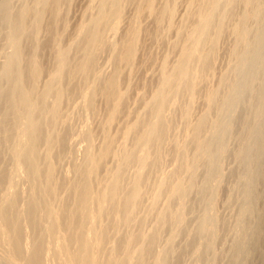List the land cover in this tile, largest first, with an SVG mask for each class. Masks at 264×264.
<instances>
[{
    "label": "rangeland",
    "instance_id": "374dc122",
    "mask_svg": "<svg viewBox=\"0 0 264 264\" xmlns=\"http://www.w3.org/2000/svg\"><path fill=\"white\" fill-rule=\"evenodd\" d=\"M33 1L35 2V0H0V99L2 100L0 101L2 107L6 106L5 97L10 86L6 77L8 70L16 71L15 68H17V72H19L22 67V70L27 69L34 65L36 57L39 55L43 60L40 59L39 62L45 64L42 66V72L43 70L45 72H41L38 79L36 78L34 91L36 90L37 96L42 94L43 88L64 66L62 63L65 62L63 53L69 50L70 60H74L75 56L79 57L75 49V46L80 43V38L76 36L79 27L88 26L92 22L99 4L103 2V0H95L91 6H88V0H68L70 3L67 0H62L59 7H56L59 17L56 15L57 18L53 21L54 24L56 23L57 29L60 30V33H57L59 35L56 36L58 38H55L54 49L57 51L55 52L53 49L52 53L38 54L37 38L33 40L36 43L33 46L36 48H32L33 42L29 45L30 41L26 39L25 35L18 34L16 37L13 36L14 32L12 31L20 10L23 11L29 4H34ZM117 1L114 9V16L117 13V17L115 16L117 21L113 16L115 24L112 22V26H108L102 33V38L106 43H119L129 26V21L134 16V4L127 0H119L118 3ZM246 1L235 0L233 2L231 0L233 3L230 5L226 0H217L215 9L204 10L206 15L213 19L208 28L209 35L216 34L218 36L217 29L214 30L217 33H214L213 28L216 26L218 28V25L223 24L220 36L211 45L210 43L216 36L213 38L210 36L211 42V39L205 38L198 29L193 34V38L186 42L192 26L196 27L198 24L196 18H187L191 9V14L198 9L199 4H193L192 0H168V4H171L169 7L173 11L175 10V14L173 13L171 19L170 17H168L169 19L165 18L157 31L158 36L156 35L154 40L147 33L154 34L156 31L153 19L144 18L142 21L141 26L145 27V31L140 35L134 69L132 72L126 68L122 69V87H125L129 81L131 89L130 97L125 104L129 120L125 115L123 120L120 119L119 123L111 126V131L116 133L119 130V133L132 125L134 121L132 120L130 123V118L133 117L134 112L138 117L141 115L138 112L146 113L148 110H155L158 105L157 100L161 96L159 95L160 87L163 88V91L165 89L163 78L166 75H173L174 72L176 75L175 69L177 70L179 67L178 64L182 63L184 69L181 65L183 71L179 76L176 75L180 80L177 81L175 76L176 80L175 82L173 80L174 84H171L167 101L165 100L160 105L161 107L157 106L158 114H153V116L157 115L160 121L163 120L160 127L165 132H163L164 142L162 141L160 144V155L159 158H156L158 160L152 161V164L155 161L156 164H153L152 170L150 169L147 172L148 175L146 174L148 179L143 184L138 210L134 214L135 218L133 216L130 224L123 226L124 228L122 227L119 234L112 238L113 243L117 238L119 239V236L120 239L125 237L123 239L127 241L122 242L123 245L126 243L125 246H122V240L117 241L120 242L122 252L120 251L121 255H117L118 257L114 259L115 264H121V261L122 264L125 262L126 264H135L141 244V248L149 246L145 253L147 256L143 258L145 262L142 261V264H156L155 259H158L160 264H264V0ZM158 2L160 5L157 3V8L163 6L164 1L161 3L158 0ZM117 4H120V7ZM2 5L4 6L3 10L1 9ZM89 7L90 10L87 9ZM116 8H120V10ZM121 15L124 16L125 21L121 19ZM28 19H30L28 23L33 22L31 15L29 18L27 17ZM171 20L173 23L170 22ZM82 22L85 23L82 24ZM117 22H120L119 25ZM122 22L123 24H121ZM220 22L222 23L220 24ZM169 23L173 25V30L165 29H168ZM113 24L118 25L119 28L117 26L114 28ZM234 26L238 28L237 33L233 31ZM30 29L35 31L36 37L42 38L43 35H40L42 30H38L39 33H37L36 28L33 29L31 26ZM175 30L177 32H174ZM181 39H183L182 42H180ZM42 40L44 39L42 38ZM16 42L19 44L17 45ZM189 43H192L191 46ZM29 46L33 51L32 56H35L31 59V62L34 60L33 64L31 62L23 64L16 59L18 65L16 67V60L13 58L16 50ZM110 48L106 46L102 51L97 52L99 54L95 60L94 75L96 73L102 79L112 75V72L114 73L118 67V62L113 55V48ZM13 51L15 52L13 53ZM203 54L204 57L207 54V58H201ZM184 55L186 60L182 58ZM37 59L39 60L38 57ZM182 59L185 60L184 64ZM202 59L205 63L202 62ZM39 62L38 64H40ZM11 63L13 64L11 65ZM4 70L6 72H3ZM165 71L168 72L166 75ZM180 75L183 76L182 80ZM90 78L86 82L80 77L75 79L73 84L75 83L77 86L76 91L62 102L64 124L67 126L64 124L60 126L65 146L61 151L62 157L57 169L60 177L67 178L66 184L71 182L73 177L75 178L73 173L75 167L81 165L82 169H89L84 166L85 154L87 156L89 153L95 152L98 148L96 145H100L99 142L101 143L103 137L101 130L105 119L104 102L101 98H96L94 110L86 108L85 105L89 101L88 87L90 88L95 79L94 76H90ZM124 81L125 83H123ZM185 88L190 89L186 90ZM2 94H4V98H2ZM50 95L47 100L51 104L54 95ZM156 95V105L153 108L151 103H154ZM25 112H23L24 115ZM136 116L134 115L135 118ZM141 116L143 117V115ZM126 120L129 121V125ZM22 124L13 127L14 129L7 134L4 144L0 146V168L3 166L1 168L2 171L4 169L2 177L4 174L3 178H5L3 187L2 185L0 187L2 188L0 194L3 195V198L2 196L0 198H9L4 193L11 197L15 195L17 199L21 198L19 200L20 209L25 208V198L29 195L28 191L31 192V186L32 188L34 186V183H30L24 169H21L20 164L16 163L18 151L21 153L19 155H23L29 148V145L20 136L26 129L25 123ZM18 131L20 134H17ZM89 133L94 135L93 150L89 148L91 144L88 138ZM118 143L116 147L119 145ZM113 165L111 161L104 166L103 179L108 177L110 171L112 172ZM129 169L131 167L125 170V179L130 178L131 170ZM171 175H173L172 178ZM92 183L93 181L90 182L92 192L96 193L98 187L95 188V183L91 185ZM155 183L157 185L159 183L156 189ZM163 183L165 187H163ZM161 187H163L162 191H160ZM157 191L160 192L158 197ZM96 209L97 205L95 204L92 211L94 210L96 214L93 211L94 214L92 212L90 216L92 215L95 224L98 222L97 225H99L101 219L96 220V217L99 218ZM150 235H153L154 238H151ZM54 236L47 240L49 252L44 254L43 259L46 258V264H70L67 254L63 250H59L60 240H57L58 247L56 241L58 237ZM24 237L26 238H24L25 242L28 239L26 242L28 246L23 241L24 245L30 247V243H28L30 238ZM112 241L110 238L109 244L100 245V248L106 247L105 250L101 251L100 248L95 250L101 263L106 261V250L112 246ZM9 253L10 244L7 231L0 229V264H15L13 260H19L16 264L22 262V258L19 256L18 258L13 256L14 259L9 260L10 262L7 258L4 260V257Z\"/></svg>",
    "mask_w": 264,
    "mask_h": 264
},
{
    "label": "bare ground",
    "instance_id": "6f19581e",
    "mask_svg": "<svg viewBox=\"0 0 264 264\" xmlns=\"http://www.w3.org/2000/svg\"><path fill=\"white\" fill-rule=\"evenodd\" d=\"M93 1L95 0H88L89 2L88 6H91ZM116 1L117 0H103V2L99 4L98 9L96 10L92 22L91 23L89 22L90 24L88 26L79 27L76 36L80 38L79 41L80 43L75 46V49L78 53L77 56L79 57L75 56L74 60L73 59L70 60L69 59L70 51L69 50L67 52L65 51L63 53L65 62L64 61L62 62L64 63V66L61 67L60 65L61 70L59 69L60 71L57 72V74L55 73L53 79H51V81L48 82L45 88H43L44 91L39 96L35 94L36 90L34 91L36 85L35 82L38 79L37 77L39 76V74L42 72V66H45L44 63L39 62L40 59L41 61H43L39 55L37 56L39 60L36 57V61L35 62L34 60L32 61L34 62V65H31L29 68L27 69L24 68V70H22L23 69L22 67L21 71H19L18 69L19 72H17V68H15L16 71L8 70L6 74L10 86L8 93L5 97L7 100V101L5 100L6 104L4 103L6 105L5 107H2V103H1L2 100L0 99L1 100L0 101V146L4 144L3 142L5 141V138L8 133H10L18 124L21 125L22 123H25L26 129L23 132L21 131L23 135L20 136H22L25 143L29 145V148L23 155H19L21 153H19L18 151L16 157L17 158L16 163L20 164L21 169L22 168L24 169L26 176L30 179V183L31 182L34 183L33 184L34 186L33 188L31 186L32 189V190L30 189L31 192L28 191L29 195L25 198L24 209H20L19 207V200L21 199L20 197H19L20 199H17L16 196L14 195L12 196L13 197L12 198L10 195L4 193V195L5 196L7 195V197L9 198L5 197V199H2L3 195L0 194V196H2V198H0V229H5L7 231L8 240L10 244V253L9 255L4 257V260L8 259V261L9 260L12 261L14 259L13 256H17V258L19 256L22 258V262L24 261L23 264H46L45 262L46 258L45 259L43 258H44V254L46 252H49L48 251L49 244L47 243V240L48 238L55 237L54 235H56V237L59 238L56 239V241L60 240V247H59V242L57 241L59 250H63V252L67 254L68 262L70 264H115L114 262L116 261H114V259L119 255H121L122 251L120 250L121 247L120 242L117 241L122 240L121 243L125 242L126 240L123 239L125 237L120 239L119 236V239L117 238V240H115L114 243L112 241L113 240L112 238L119 234L123 226H127L130 224L133 216L135 218L134 214H136V211L138 210V202L143 192L142 187L144 182L147 181L148 179L146 174L154 166L153 164H156V161L158 160L156 158H159L160 155V144L165 138L164 129L162 130L160 127L162 124L161 121L163 122V120L160 121L158 116L157 115L153 116V114L154 115L158 114L157 106L158 105L160 106L166 100V98L170 93L171 84H174L176 80L175 76L177 74L179 76V74L182 73L183 71L182 68L184 69V66L182 65V63L178 64L179 67L178 68L176 67L177 70L175 69V71L177 72L176 75H174L175 74L174 72L173 75L167 76L166 74L168 72L165 71L166 76L163 78L165 89L163 91V88L160 87L162 91L160 90L159 95L161 96L159 97L158 100H157V95L155 96L154 100L152 99L154 102L151 103L154 106L153 108H155L156 105L155 100H157L158 103L155 110L152 107H150V109H153V111L150 110L151 112L149 110L146 113L138 112L139 115L141 113L143 117L141 115L137 117L136 116L137 113L135 114V112L133 111L134 115L136 116L135 118L133 115L135 120L133 119L132 116H131L132 118H130L131 120L130 123L133 120L134 121L133 124L130 125L128 128L125 129L123 128L124 130H122L119 133H118L119 130L116 133H114L115 131L112 132L111 126L117 123L120 119L123 120V117L125 115L127 116L126 112L128 113V110H125L126 108L125 104L127 102L128 97H130L129 93H131L130 92L131 89L128 79H127L128 84H126L125 87H122V80H121L123 73L122 69L126 68L131 72L134 69L133 66L135 65L134 61H136L135 59L138 52L137 49L139 48L138 46L140 43V35L145 31L144 30L145 27L142 28L141 26L143 19L144 18L153 19L156 26V31L154 32V34L153 33L150 34V32L147 33L149 34L148 36H151V38L154 40L155 37L158 36L157 31L162 26L165 18L170 17L171 19L175 11V10L173 11L169 7L171 6V4L170 5L168 4V0H160V2L164 1V4L159 8H157V5L158 4L160 5L158 0H127V2L135 5V12L133 19L129 21V26H127L128 27L127 30L124 29L125 30L124 36H122L123 38L122 40H120L119 43L118 42L117 44H113V42L106 43L102 38V33L106 28H108V26L110 25L112 26L111 23L114 21L113 16L115 13L114 9H115ZM226 1L231 5L235 0H232L233 2H231V0H226ZM60 3H62V0H35L34 4L32 5L29 4V6L28 7L26 6V8H24L23 11L20 10L19 14L21 15L19 16L18 14V17L15 20L16 22L13 20L14 21V26L12 29V31L14 32L13 36H16L18 34H21V36L25 35L26 39H29L30 41V42L28 41L30 43L29 45H31V43L33 42L32 48L35 47L33 46V44H36L35 41L33 40L37 38L36 41L39 49L38 54L44 52L52 53V50L56 46L55 41L58 38V37L56 38V36L59 35V34L57 35V33L58 32L60 33V30L57 29L55 25L56 23L54 24L53 22L55 18H57L56 15L58 12L56 10H58L57 8L59 7ZM192 3L193 4L198 3L199 4V5L197 4L198 9L197 11H194L192 14L190 13L192 10L191 9L189 11V15L187 18L189 19H191V17L196 18L198 24L196 23L197 24L196 27L195 25H193L192 29L190 27L191 29L190 35L188 36L186 42H188L193 38L194 36L193 34L196 32L197 29L200 30L201 34L204 35L205 38L211 39L210 38L211 35H209L208 33L209 32L208 28L211 20L213 19L210 16L206 15L207 13H205L204 10L207 8L215 9L217 0H192ZM118 5L120 7V4H117V6ZM2 8H4V6L1 7V9ZM87 9L90 10L91 8L89 7ZM118 9L120 10V8ZM30 15L31 18H33L32 23H28V21L30 22V19L27 20V17L29 18ZM57 16L59 17V15ZM115 16L117 17V13ZM115 16L114 19H116ZM121 16H122L121 19H123L124 16L123 15ZM170 22L173 23L172 20ZM84 23L82 22V24ZM171 23H169L168 26L166 25L168 27V29L165 28L166 30L168 31H170L169 29L173 30L172 27L173 25ZM221 23L222 22H220V24ZM114 24L113 27L114 26L118 27V25H114ZM121 24H123V22ZM222 25H218V28L217 26L216 28L215 27L213 28V32L214 33L218 32L217 33L218 36H220L219 34H221V30L223 29ZM31 26L33 27V29L35 28L37 29L36 31L37 33H39L38 30H42L41 31L42 34L40 35H43L41 37L44 40H42L40 36L39 37L35 36V31L33 30L34 31L33 33V31H31L32 28L30 29ZM236 27L235 26L233 27L234 33L235 32L237 33L238 31V28ZM216 29L217 32H215ZM209 30L212 31V29ZM174 32L177 31L175 30ZM200 32L197 31L198 34H200ZM213 36H216L215 37L216 39L213 38ZM213 36L211 37L214 39V41L212 42L211 39L212 43H210V45L213 44L218 38L216 34H213ZM183 39H181L180 42H182ZM207 39L205 40L207 41ZM16 44L18 45L19 43L16 42ZM189 44L191 46L192 43ZM106 46L109 48L111 47L110 49L113 48V55L115 56V59L118 62V67L116 68V71L114 73L112 72V75L102 79L100 76H97L96 73H95L96 76L94 75L95 60L97 54H99L97 52L102 51ZM185 47L187 48V46ZM32 48L31 46L22 49L16 48L18 50H16V52L13 51V53L15 52L13 58H15V60L17 59L21 61V63L23 62V64L24 62L30 63L33 57ZM54 50L55 52L57 51L56 49ZM57 54L59 53L57 52ZM205 55L207 56V54ZM202 57L205 58L204 54L201 56V58ZM33 58H35V56ZM182 58H185V55L182 56ZM17 60H16V65H17ZM182 60L184 64L186 58L185 60L184 59ZM202 60H203L202 62L205 63L204 59ZM37 61L40 64H38ZM12 64L13 63H11V65ZM181 65L183 66L182 68L180 67ZM10 66L9 68L11 69ZM16 67H18V65ZM19 67H21V65H19ZM3 72L6 71L4 70ZM44 72L45 70H43L42 73ZM131 72L130 74H133ZM130 74L128 75L130 76ZM90 76H94L95 79L93 78L94 82L92 83V85H90V88L88 87L87 91H89V93L88 92L87 93H88L89 101L85 103V105L86 108L93 109L94 101L98 97L101 98L102 101L104 102L105 119L101 130L103 137L101 143L99 142L100 145H96L98 148L95 146L97 148L95 152L93 151L91 154L87 153L88 154L87 156L85 154V160H83L84 166L88 167L89 169L87 170H85V168L82 169L80 167L81 165L75 167L73 169L75 178L73 177V180L71 182L68 180L69 183L66 184L65 182L67 178L60 177L57 169V165L62 157L61 151L65 146L62 131L60 129V126H63L62 124L65 123L63 117L64 111H62L63 109L62 102H64L65 98L67 99L76 91L77 86L75 83L73 84L75 79L77 80V78L80 77L84 80V82H86L90 78ZM182 77L183 76H181V80ZM178 80L180 79L177 78V81ZM65 83L67 86L65 85ZM123 83H125V81ZM192 89H194L193 86ZM50 94L54 95V99H52L53 101H51V104L48 103L49 100L48 96ZM3 95L4 94H2V96ZM35 97L37 98L35 99ZM2 98H4V96ZM34 100H36V102H34ZM24 111H26L25 115L23 113ZM142 113H144L145 116ZM129 116H130V112H129ZM126 119L129 120V117ZM128 120H126V123ZM130 123L128 121L127 124L129 125ZM123 125L124 126L126 125L125 122L123 123ZM65 126H67V124ZM93 133L88 134V138L91 141L89 148L92 150L94 146L92 144L94 143L92 142L94 138ZM17 134H20V132L18 131ZM117 143L119 145L116 147ZM0 159H1V154H0ZM154 159L156 161L153 162L152 164V161ZM111 161L114 164L113 165L114 167H112L113 170L112 172L111 171L109 172L110 174H108V177L106 179H103L102 175L104 172L102 173V170H104L103 169L104 166H106L108 162ZM129 167H131V169H129L131 170L130 173L131 175L129 179L128 178L125 179V170L126 168ZM1 168H0V187L1 185L3 187V183H4L3 180L5 178H3L4 174L2 177V172L4 171V169L2 171ZM172 176L173 175H171V178ZM92 181L93 183L91 185L95 183L96 185L94 184V187L95 188L98 187L96 193L92 192V187L90 186V182ZM166 182L168 181L166 180ZM165 184L163 187H165ZM158 185L157 184L154 185L155 189L158 187ZM163 187H161L160 191H162ZM0 189L2 190V188ZM63 189L64 191L62 192ZM7 193L9 192L7 191ZM158 193L160 194V192L157 191V197H158ZM95 204L97 205V209H96L98 213L97 216H99V218L96 217V220L101 219V223L99 225H97L98 222H96L95 224L92 215L90 216V213H92L95 210L94 209L92 211L93 205ZM24 236L30 238V242H28L30 243V247H27L28 244L26 242L28 241V239L25 242L24 240L26 238ZM152 236L151 238H154V236L153 237ZM110 238L112 241V246L106 250L107 251L106 252L107 259H105L106 261L104 263H101L97 257L98 255L95 253V250L100 248V245L105 246L106 243L110 241ZM23 241L27 244V246L24 245ZM53 241L55 240L53 239ZM125 245H123L122 243V246ZM131 246L133 247V245ZM141 246L140 249L138 250V254H137L138 258L136 257L137 262L135 264H142V261H144L143 260L144 256L145 257L147 256L145 253L148 251L149 246L146 247L144 246L142 248ZM104 248L106 247L103 248L101 247L100 248L101 251ZM129 249H133V248H129ZM155 260H156L155 261L156 264H160L158 262V259ZM18 261L13 260L15 264ZM123 261L125 260L123 259ZM22 262L20 261L19 264H22Z\"/></svg>",
    "mask_w": 264,
    "mask_h": 264
}]
</instances>
